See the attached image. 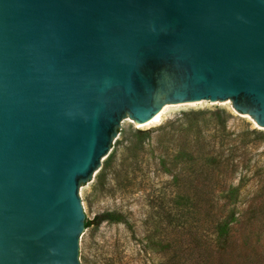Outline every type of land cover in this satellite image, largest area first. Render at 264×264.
Here are the masks:
<instances>
[{"label": "water", "instance_id": "95a60500", "mask_svg": "<svg viewBox=\"0 0 264 264\" xmlns=\"http://www.w3.org/2000/svg\"><path fill=\"white\" fill-rule=\"evenodd\" d=\"M185 102L264 130V0H0V264H81V187Z\"/></svg>", "mask_w": 264, "mask_h": 264}, {"label": "rangeland", "instance_id": "374dc122", "mask_svg": "<svg viewBox=\"0 0 264 264\" xmlns=\"http://www.w3.org/2000/svg\"><path fill=\"white\" fill-rule=\"evenodd\" d=\"M165 106L160 121L143 127L128 118L108 168L107 157L81 187L94 222L81 236V264H210L205 241L219 217L235 219L237 246L214 263L264 264V130L230 104ZM217 163L213 172L200 167ZM109 210L129 223H98Z\"/></svg>", "mask_w": 264, "mask_h": 264}, {"label": "trees", "instance_id": "16d2710c", "mask_svg": "<svg viewBox=\"0 0 264 264\" xmlns=\"http://www.w3.org/2000/svg\"><path fill=\"white\" fill-rule=\"evenodd\" d=\"M137 134L140 136L142 139L144 135L146 134L144 131L138 130ZM114 155L113 153L108 157V159L104 163V168H108L110 165V162L112 161ZM219 166V163L217 164H211V167H207L205 165H200L201 168L205 167L208 170V172H213L215 168ZM173 181L176 183L178 181L177 176H173ZM232 195L235 194V190L232 189ZM229 197V196H228ZM235 219H232V221H228V219H221L219 217L214 225H212V231L210 233V236L206 239L205 241V246L208 249L209 256L211 257L209 260V263L211 264L212 262L214 263L215 259L219 258L217 254L223 255V254H228L231 250H233L236 246L237 243L234 240V235H233V228L231 226L232 222ZM96 221L98 223H102L104 221H111V222H125L129 223L128 219L125 217V215L118 211V210H109L105 211L102 214L98 215L96 217ZM94 222L91 220H86V227H89L92 225ZM215 264V263H214ZM220 264H225V262L221 261L220 259ZM228 264V263H226Z\"/></svg>", "mask_w": 264, "mask_h": 264}, {"label": "bare ground", "instance_id": "6f19581e", "mask_svg": "<svg viewBox=\"0 0 264 264\" xmlns=\"http://www.w3.org/2000/svg\"><path fill=\"white\" fill-rule=\"evenodd\" d=\"M165 108H166V106H164L162 108V110L159 113H157L151 120H149V121H147L145 123H138L137 126L138 127H143L145 125H149V124H152V123L160 121V119H161V117H162V115L164 113Z\"/></svg>", "mask_w": 264, "mask_h": 264}]
</instances>
